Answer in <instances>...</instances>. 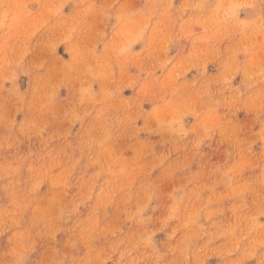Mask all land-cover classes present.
<instances>
[{"label": "rangeland", "instance_id": "1", "mask_svg": "<svg viewBox=\"0 0 264 264\" xmlns=\"http://www.w3.org/2000/svg\"><path fill=\"white\" fill-rule=\"evenodd\" d=\"M0 264H264V0H0Z\"/></svg>", "mask_w": 264, "mask_h": 264}]
</instances>
